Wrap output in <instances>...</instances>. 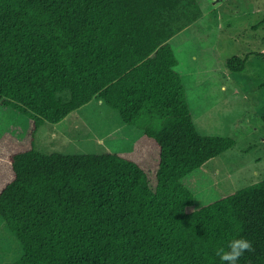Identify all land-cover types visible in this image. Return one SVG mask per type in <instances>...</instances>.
Masks as SVG:
<instances>
[{"label": "trees", "instance_id": "1", "mask_svg": "<svg viewBox=\"0 0 264 264\" xmlns=\"http://www.w3.org/2000/svg\"><path fill=\"white\" fill-rule=\"evenodd\" d=\"M206 4L0 0V104L28 116L0 136V216L23 249L9 264H224L240 237L254 251L238 264H264V178L201 205L184 181L236 144L198 129L170 40ZM96 97L141 130L130 149L37 148L42 124Z\"/></svg>", "mask_w": 264, "mask_h": 264}, {"label": "rangeland", "instance_id": "2", "mask_svg": "<svg viewBox=\"0 0 264 264\" xmlns=\"http://www.w3.org/2000/svg\"><path fill=\"white\" fill-rule=\"evenodd\" d=\"M205 1L203 13L170 40L198 129L233 136L236 144L185 177L198 205L264 178V57L251 53L244 71L226 63L234 54L264 51V0ZM27 125L25 113L0 104V136L8 131L22 137ZM140 134L96 97L61 121L42 124L36 145L47 153L122 151ZM22 250L0 216V264Z\"/></svg>", "mask_w": 264, "mask_h": 264}, {"label": "clouds", "instance_id": "3", "mask_svg": "<svg viewBox=\"0 0 264 264\" xmlns=\"http://www.w3.org/2000/svg\"><path fill=\"white\" fill-rule=\"evenodd\" d=\"M254 251L253 243L244 238L232 239L227 246V250L219 248L216 251V255L220 258L224 264H238V261L245 252Z\"/></svg>", "mask_w": 264, "mask_h": 264}]
</instances>
